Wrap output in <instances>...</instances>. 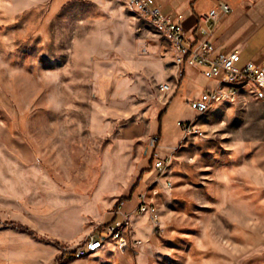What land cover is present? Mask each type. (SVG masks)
<instances>
[{
  "label": "rangeland",
  "instance_id": "1",
  "mask_svg": "<svg viewBox=\"0 0 264 264\" xmlns=\"http://www.w3.org/2000/svg\"><path fill=\"white\" fill-rule=\"evenodd\" d=\"M185 69L127 0H0V264H57L149 170L153 129L163 156L195 119L204 136L183 141L165 175L146 174L163 230L134 263L264 264V103L242 85L237 103L199 115L188 102L205 77L170 101Z\"/></svg>",
  "mask_w": 264,
  "mask_h": 264
},
{
  "label": "built area",
  "instance_id": "2",
  "mask_svg": "<svg viewBox=\"0 0 264 264\" xmlns=\"http://www.w3.org/2000/svg\"><path fill=\"white\" fill-rule=\"evenodd\" d=\"M130 1L139 9L142 17L158 22V30L166 35L178 53L179 65L197 68L205 78L215 81L214 87L205 89L200 97L188 102L196 113L203 108L215 106V98L232 101V104L237 103L242 98L241 92H237V85L256 84L259 92L264 95V58L259 62H242L239 50L213 57L216 47L211 37L221 17L232 12L229 4L219 2L212 10L201 13L194 36L188 37L182 26L183 14L175 18L165 15L156 0ZM159 90L167 94L173 91V87L170 84H162ZM177 125L183 130V141L194 135L204 136L199 133V125H193V121H179ZM150 141L151 146L156 148L161 138L154 136ZM172 160L173 155L158 159L155 162L157 173L165 175V170ZM167 186L171 188L172 183L167 181ZM124 205L125 202L122 201L115 211L121 216L120 219L101 225L97 230L90 232L80 244L74 248H65L64 252L70 253L78 260L90 257L91 252H101L108 245H113L120 253L140 247L144 242L132 239L134 220L137 216L150 220L154 234L163 230L160 208L153 202L143 200V195L140 196L139 204L133 212L125 213Z\"/></svg>",
  "mask_w": 264,
  "mask_h": 264
},
{
  "label": "crops",
  "instance_id": "3",
  "mask_svg": "<svg viewBox=\"0 0 264 264\" xmlns=\"http://www.w3.org/2000/svg\"><path fill=\"white\" fill-rule=\"evenodd\" d=\"M156 1L161 6L162 11L165 15H169L174 18L177 17L179 14L184 15L182 26L188 37L194 36L195 31L200 22L199 15L201 13H206L212 10L217 6L219 2H225L229 4L232 8V12L229 15L221 17L211 37V40L216 47V51L213 57L219 54H230L236 50H239L241 51L242 62H247L250 60L259 62L264 58V0H156ZM200 77H204V76L201 74L199 69L186 66L185 76L183 79H181V82H179L177 90L173 92L174 94L171 97L170 101L172 100L174 95H176L178 88L181 87L183 80L187 79V81L189 82L192 80H198ZM209 81L212 82L211 87H214L215 81H211V80ZM246 92H244L243 94L241 93L242 97L247 96ZM248 92L251 95H253L252 92L250 91ZM253 92H254V88H253ZM169 105L170 103H168L165 106V108L159 113V115L155 120V124H157V122L162 121V119L159 121V116L164 110H166L167 112ZM223 105H227V103H217L215 108ZM198 117L199 116H197V118ZM195 120H191V121H195ZM152 133L155 136H159L161 138L157 151L153 153L155 156L159 157V159L165 158L169 155H173L180 147V145H182L183 143L184 133L183 130L181 129V136L177 138L175 137L173 140H170V142L163 147L165 150H169L173 147L174 151L164 154L163 156H160L158 150L162 148V140H163L162 128L158 127V129H153ZM154 167L152 171L155 170ZM151 172L148 173L150 174V177L152 174ZM140 173L138 176H136L137 180L140 176ZM147 181L148 180L145 175L142 183L139 184L137 187L135 186L138 181H136L134 185H131L129 188L123 190V192L119 194L120 196L119 199H123V201L125 202L123 208V211L125 213H131L137 208L139 204L140 196L146 190L150 191V195H148L149 200L158 201L157 197L153 193H151L153 192V183L148 184ZM143 198H146L147 200L146 195H143ZM117 203L114 206V210L110 213V215L107 216V218L109 217V221L106 222V225L121 218L120 215H117L115 213L116 208L118 206ZM154 237L155 234L153 233L150 220L147 217L137 216L134 220V230H133L132 239L142 240L144 242L143 243L144 245L152 242ZM142 246L134 248L132 250H128L125 253H122L123 255H126V260L124 263L120 262L119 255H121V253H119L114 248L113 245H108L106 248H104V250H102L96 255L101 254L105 258L110 259L111 260L109 262L110 264H135L134 263L135 260L137 259L138 261L141 254L144 253L139 250ZM81 260L82 259H78L75 260L74 262H78Z\"/></svg>",
  "mask_w": 264,
  "mask_h": 264
},
{
  "label": "trees",
  "instance_id": "4",
  "mask_svg": "<svg viewBox=\"0 0 264 264\" xmlns=\"http://www.w3.org/2000/svg\"><path fill=\"white\" fill-rule=\"evenodd\" d=\"M184 76H185V70L182 71V74H181V77H182V78H181V79H183ZM164 113H166V110H164V111L161 113V115L159 116V121L162 119V116H163ZM154 157H155V155L153 154L152 158L150 159V164H151V166H150V168H148L149 170L144 169V170L141 171L140 176H139V178H138V182H137V184H136L135 187H137V186L139 185V182L143 181L144 176H145L146 174H148V173H150V172L152 171V169H153V168H152V163L154 162ZM147 171H148V172H147ZM122 201H123V199H119V201H118L117 204L119 205ZM17 228L21 229L23 232H27V233H29L30 235L35 236L34 232L31 231L29 228H25V227H23V226H22V227L19 226V227H17ZM75 260H76V259L74 258V256H72L70 253L63 252V253L61 254V256L59 257V259L57 260V264H70V263L74 262Z\"/></svg>",
  "mask_w": 264,
  "mask_h": 264
},
{
  "label": "bare ground",
  "instance_id": "5",
  "mask_svg": "<svg viewBox=\"0 0 264 264\" xmlns=\"http://www.w3.org/2000/svg\"><path fill=\"white\" fill-rule=\"evenodd\" d=\"M127 1H128V3L130 5L134 6L133 3L130 0H127ZM138 11H139V9H138ZM152 23H154L156 25V27L158 28V22L157 21H152ZM248 85H250V86H252L254 88V93H255L256 97L264 103V95L261 92H259L258 85H256V84H248ZM241 90H242V85H237V92H241ZM220 102H226V101H223L222 98H215V104L220 103ZM228 102H232V101H228ZM213 107L203 108V110L198 111V114L199 115H204V114L210 112ZM193 125H194V123H193ZM168 167H169V165H168ZM165 172H166V170H165ZM143 200H146V199L143 198ZM98 253L99 252H91L90 256L96 255Z\"/></svg>",
  "mask_w": 264,
  "mask_h": 264
}]
</instances>
